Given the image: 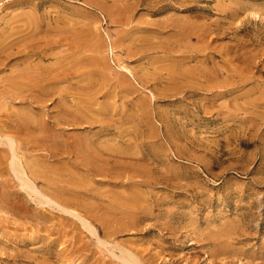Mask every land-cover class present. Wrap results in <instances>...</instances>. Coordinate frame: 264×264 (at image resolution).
<instances>
[{
	"label": "rangeland",
	"instance_id": "obj_1",
	"mask_svg": "<svg viewBox=\"0 0 264 264\" xmlns=\"http://www.w3.org/2000/svg\"><path fill=\"white\" fill-rule=\"evenodd\" d=\"M92 1L0 0V133L14 124L22 103H27L9 87L13 69L28 57L57 66V56L66 57L74 27L85 17L95 23L92 35L102 42L97 55L110 67L109 78L99 76L98 71L86 77L82 88L76 84L78 78L68 77L57 80L46 92L35 91L38 101L32 110L42 126L33 139L23 136L21 150L34 158L40 170L53 168L51 172L60 174L66 181L59 185L64 191L88 193L81 197L92 200L93 206L102 208L109 202L99 192L138 188L148 211L118 235L139 246L150 264H264V97L260 94L264 91V14H250L264 11V0H190L192 10L179 1L162 0L163 8L158 11L153 0H133L120 23L112 22ZM27 9L32 13L26 18L32 19L24 21L22 11ZM187 16L210 38L203 52L211 62L238 69L244 83L235 85L237 78L231 77V84L207 90L195 83L175 88L165 79L159 82L157 65L171 54L173 46L178 48L171 41L159 40L173 32L160 23L183 21ZM26 22L33 24L26 27ZM195 42L191 35L190 43L196 46ZM179 53L188 51L172 55ZM88 54L93 53H85L84 58ZM125 67L134 72V78L129 80L132 94L122 98L115 79L126 73ZM79 93H96L88 112L104 118L103 129L99 123L91 128L85 122L83 128L68 125L70 110L76 108L75 113L83 114L86 109L85 105L78 107ZM107 95L111 99L108 111H102ZM142 96L150 99L156 129L153 138L148 137L144 124L119 120L128 122L126 114ZM258 96L263 98L262 106L245 104ZM123 126H129L125 138L130 148L120 138ZM85 131L90 139H100L109 147L103 150L96 169L78 152ZM56 133L59 136L54 138ZM70 135L77 140L75 151ZM49 163L54 167L44 168ZM8 180L1 172L0 264H82L81 258L85 264H96V251L86 235L69 261L67 215L25 202L17 185L14 190L9 188ZM229 227L236 229L239 240L230 241L231 251L224 252L225 257H217L216 239ZM80 232L76 228L74 236H81ZM239 250L247 255L246 261H238Z\"/></svg>",
	"mask_w": 264,
	"mask_h": 264
},
{
	"label": "bare ground",
	"instance_id": "obj_2",
	"mask_svg": "<svg viewBox=\"0 0 264 264\" xmlns=\"http://www.w3.org/2000/svg\"><path fill=\"white\" fill-rule=\"evenodd\" d=\"M133 0H101L98 3L97 0H93L94 4L99 5L107 15L110 20L114 23H120L121 18L124 17L127 12L132 8ZM135 1V0H134ZM179 1L181 5H185L188 10H192L194 7L188 2L190 0H176ZM110 2V3H109ZM155 11L161 10L163 7L162 0H153ZM161 12V11H160ZM32 12L27 9L23 10L22 14L25 15V20L28 21L26 15ZM198 13L195 12L191 16H196ZM250 14H264V11L259 12V10H252ZM187 19L180 21L179 18L169 19L165 22H161V25L173 30L170 36H165L163 39L159 38L160 41L167 40L171 41L173 44L178 46L177 49L173 48L169 50L171 54L165 55L162 59L163 63L157 65V69L160 71L158 74L159 82L162 79L168 81V86L174 85L175 88L184 85L185 82L195 83L196 85L210 90V87H225L227 84H231L230 78L235 77L237 80L233 82L235 85H241L246 81L245 77L237 75L238 69L227 67V65L212 63L210 55L205 54V49L210 43V38L201 32V30L196 29V22L190 21V16ZM26 27H30L31 24L26 22ZM94 22L87 21L84 17V21H79V26L74 27V34L69 39L70 48L67 50L68 54L64 56H57L59 59L58 65L54 66L56 63H42L41 61L32 60L31 57L23 60L22 64L16 66L13 69V74L9 77V87H12L15 92L20 95L22 100H26L27 103H22V107L19 108L16 118L14 119V124L6 128L3 133H0V173H5L9 178V188L14 190V186L17 185L19 193L25 202H29L33 206H40L42 208H47L53 210L61 215H67L65 226L68 228L67 231V242H68V260H73V251L76 252V245L82 240H85L84 235L89 237L92 246L94 247L97 256H100L98 260L97 256L94 258L96 264H150L141 254L139 246L132 245L129 241L120 239L118 233L124 231L130 227V225L136 223L139 219L143 218V214L147 213V205H145V199L143 193L138 189L128 190L127 188H122L119 190H110L99 192V197H109V202L105 204L102 208L98 206H93V201H85L83 195L80 192H74L71 188L64 191L59 185L66 183L60 179V174L51 170L53 168H46L40 170V165L32 157H27L21 150L22 142L24 138L33 139L34 132L39 128L41 122L37 124L36 116L32 110L33 106L36 104L37 95L34 94L35 91H44L46 88H54L57 84V80H66L68 77H76L77 86L83 83L87 78L90 79L92 75L99 71L98 75L103 78H109L110 67L106 66L100 55V49L102 47V42L92 35ZM75 25V23H74ZM33 27V26H32ZM36 27V25H34ZM201 32V33H199ZM191 35L196 38L195 45L190 43ZM151 39L149 38L147 42ZM166 41V43H167ZM183 43H187L190 46L185 49H180ZM68 45V46H69ZM144 46V45H143ZM68 48V47H67ZM92 48V49H90ZM202 49V50H201ZM188 51L182 55H172L173 53H178L180 51ZM198 51V54L195 52ZM204 51V52H203ZM85 53L88 54V58H84ZM195 53V54H194ZM157 58V57H156ZM163 58V57H161ZM224 57L222 56V59ZM211 62V63H210ZM126 73H121L115 79L116 86L118 89V94L123 97H128L132 94V87L129 83L131 78H134V72L128 67H125ZM117 76V75H116ZM219 76L224 77L218 80ZM114 79V78H113ZM112 79V80H113ZM202 79V80H201ZM141 80H143L141 78ZM115 81L113 82L114 88ZM81 87V86H80ZM82 88V87H81ZM158 90H166L158 89ZM136 89L133 88V92ZM150 94V93H149ZM260 94L264 97V91L261 90ZM152 94H150L151 96ZM27 98V99H26ZM97 98L96 93H79L77 94L78 107L85 105L86 109L83 114L76 112L80 115H76L75 111L78 109H73L74 111H69L70 118L68 119V125L72 127L83 128V123H87V127L91 128L93 123H99L104 128V118L99 115L98 112L89 114L88 112L91 104L95 102ZM106 101L101 103L102 111H108L110 97L107 95ZM94 99V101H91ZM263 100L261 96H258L251 101H247L245 104L250 108H258L263 104L260 101ZM1 103V99H0ZM150 99L145 96L138 99L135 105V109L126 114L127 121H123L120 117V122L128 124L130 122L144 124L149 128L148 137L153 138L156 134V129L151 122L150 113ZM87 120H82L79 117H88ZM44 123V122H43ZM105 124V123H104ZM42 126V124H41ZM40 126V129H41ZM106 126V125H105ZM129 126L121 127V136L123 143L126 147L129 146V138H125L130 133H128ZM23 133L25 135H23ZM83 142L79 144L78 152L86 157L87 164L92 167H97L98 160L101 158L103 150L109 151V147L103 146L101 140L98 142L90 139L87 131L84 132ZM98 132L95 134L97 136ZM24 136V138H23ZM59 134H53V137H58ZM72 140L69 142L73 151L76 149V138L70 135ZM52 138V137H51ZM68 155H71L68 152ZM51 156V155H50ZM45 167H54L52 164H47ZM58 169V168H57ZM54 170V169H53ZM84 193V192H83ZM92 198V196H90ZM146 211V212H145ZM143 215V216H142ZM62 217V216H61ZM40 217H38V220ZM76 228L81 230L79 237L74 236V231ZM227 229V228H226ZM236 229L229 227L224 230L221 238L216 239V244L219 245V251L215 256L225 257L224 252L231 251L230 241L239 240V236L235 235ZM92 249V248H91ZM154 254L159 258H162L159 250H155ZM106 255V256H104ZM242 256V258H241ZM247 255L242 250L238 251V261L247 260ZM262 258V256H258ZM81 258L82 264H85ZM262 263V262H261ZM260 263V264H261ZM263 264V263H262Z\"/></svg>",
	"mask_w": 264,
	"mask_h": 264
}]
</instances>
